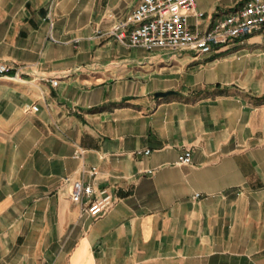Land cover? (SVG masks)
<instances>
[{
    "label": "crops",
    "instance_id": "0c3cea01",
    "mask_svg": "<svg viewBox=\"0 0 264 264\" xmlns=\"http://www.w3.org/2000/svg\"><path fill=\"white\" fill-rule=\"evenodd\" d=\"M140 1L0 0V264H264V31L207 54L100 35ZM65 176L114 204L91 216Z\"/></svg>",
    "mask_w": 264,
    "mask_h": 264
},
{
    "label": "built area",
    "instance_id": "2783aa9c",
    "mask_svg": "<svg viewBox=\"0 0 264 264\" xmlns=\"http://www.w3.org/2000/svg\"><path fill=\"white\" fill-rule=\"evenodd\" d=\"M192 15L203 16L196 9V0H141L126 18H118L111 29L104 33L100 31V35L113 36L121 44L130 47L207 54L264 31V0H243L241 5L204 31L192 28L189 22ZM109 17H113V14L110 13ZM51 39L56 40L52 35ZM13 69L11 65L0 61V76L8 75ZM12 76L17 78L20 72L16 70ZM53 83L57 85L58 81L54 80ZM31 109L37 111L38 106L33 105ZM149 152L148 149L144 151L145 154ZM191 162L190 149L178 157L179 164ZM90 172L96 173V168L93 167ZM148 173H153V170ZM64 182L70 183L71 200L83 205L84 211L91 216L103 214L114 204L113 194L106 189L100 191L99 198L94 199L95 189L91 183L82 179L72 180L70 176H65Z\"/></svg>",
    "mask_w": 264,
    "mask_h": 264
},
{
    "label": "water",
    "instance_id": "95a60500",
    "mask_svg": "<svg viewBox=\"0 0 264 264\" xmlns=\"http://www.w3.org/2000/svg\"><path fill=\"white\" fill-rule=\"evenodd\" d=\"M175 93L176 92L172 91V90H170V91H160V92L155 93V96L156 97H166V96H169V95L175 94Z\"/></svg>",
    "mask_w": 264,
    "mask_h": 264
}]
</instances>
